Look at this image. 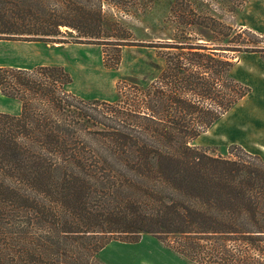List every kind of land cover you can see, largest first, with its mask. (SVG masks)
<instances>
[{
    "label": "trees",
    "instance_id": "obj_1",
    "mask_svg": "<svg viewBox=\"0 0 264 264\" xmlns=\"http://www.w3.org/2000/svg\"><path fill=\"white\" fill-rule=\"evenodd\" d=\"M103 2L121 8L118 0H0V36L48 41L63 26L80 27L86 41L118 50L130 33ZM171 14L183 36L167 47L179 53L166 55L154 82L119 91L127 107L109 105L110 123L91 132L107 144L95 158L85 130L96 116L65 90L72 78L63 66H0L1 94L21 102L17 115L0 112V264H88L84 252L57 260L50 233L90 255L104 236L151 233L177 236L176 250L198 264L261 263L264 160L240 147L224 158L190 144L247 94L224 55L245 49L227 40L232 27L189 0H174Z\"/></svg>",
    "mask_w": 264,
    "mask_h": 264
},
{
    "label": "rangeland",
    "instance_id": "obj_2",
    "mask_svg": "<svg viewBox=\"0 0 264 264\" xmlns=\"http://www.w3.org/2000/svg\"><path fill=\"white\" fill-rule=\"evenodd\" d=\"M173 1L118 0L121 8L103 2V12L112 15L130 33L128 44L118 50L110 45L86 41L81 36L80 27L63 26L61 32L48 41L0 36V65L13 64L27 68L63 66L72 78L65 85V90L83 99L88 111L96 116L97 122L87 123L85 130L89 139L86 152L89 151V155L95 158L104 152L107 144L101 133L91 132L101 131L110 123L106 118L109 105L127 107L125 103L119 102V91L122 93L125 87L126 90L134 84L142 86L154 82L165 68L166 55L179 53V49L167 47V44L181 41L179 35L183 36L175 28L171 14ZM189 1L197 12L215 17L232 27L227 40L234 41L231 44L239 43L245 51L225 52L227 59L233 62L229 76L249 89L230 110L190 144L211 156L224 158L229 156L228 152L233 147H240L264 160L262 138L251 135L254 131L253 120L264 117L263 97L260 103H255L258 93L253 91L252 94V84L264 87V0H245L243 5L237 7L221 0ZM235 33L241 36L236 37ZM189 34L192 39L202 37L193 31ZM248 104L249 108L246 109ZM243 118L247 119L248 128L244 127L245 122H241L243 126L238 123V119ZM95 204L88 201V206L93 207ZM87 237L88 241H95L103 236L90 234ZM104 237V247L93 255L86 248L79 247V244L74 245L72 239H62L52 233L46 235L45 241L52 245L51 253L61 262L74 260L75 257L78 259V252H84L89 254V257L82 254V258L88 259V264H198L176 250L179 240L174 235L160 237L151 233L138 236L113 233ZM260 262L256 264H264V258Z\"/></svg>",
    "mask_w": 264,
    "mask_h": 264
},
{
    "label": "crops",
    "instance_id": "obj_3",
    "mask_svg": "<svg viewBox=\"0 0 264 264\" xmlns=\"http://www.w3.org/2000/svg\"><path fill=\"white\" fill-rule=\"evenodd\" d=\"M0 66L27 68L24 66H14L13 64L0 65ZM253 91L258 93L256 95L255 103H260L262 97H263V99L261 102L264 103V87L260 86V85L252 84V94H253ZM252 101H253V99H252ZM247 108H249V104L246 106V109ZM20 111H21V102L18 99L6 97V96L2 95L0 92V112L12 114V115H17L20 113ZM241 122L246 123V124H244L245 128L249 127V124L247 123V119H245V118H243L242 120L238 119V123L240 124ZM241 124L243 126V123H241ZM253 130L254 131L252 132L251 135L254 137H258V136L261 137L262 142L264 143V117L257 118V119L253 120ZM258 130H260V131L258 132Z\"/></svg>",
    "mask_w": 264,
    "mask_h": 264
}]
</instances>
